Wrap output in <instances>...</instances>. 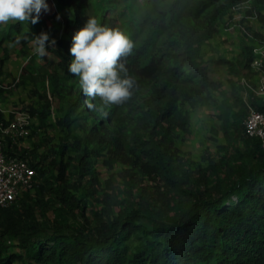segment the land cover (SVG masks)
<instances>
[{"label":"trees","instance_id":"1","mask_svg":"<svg viewBox=\"0 0 264 264\" xmlns=\"http://www.w3.org/2000/svg\"><path fill=\"white\" fill-rule=\"evenodd\" d=\"M52 1L56 12L36 24H0L6 51L29 49L24 37L41 31L55 39L18 84L34 81L39 100L27 109L40 127L58 128L56 142L49 135L24 146L33 123L21 143L5 144L36 174L32 189L0 207V264H264V145L244 124L245 92L264 112V96L242 83L256 85L253 48L230 59L212 45L221 22L248 0ZM90 16L133 44L121 76L135 84L117 105L85 97L67 70L72 36ZM9 56L0 59V77ZM55 103L61 115L53 123ZM209 104L227 141L217 154L208 150L203 164L184 156L176 140L191 132V108ZM101 159L124 167L102 181Z\"/></svg>","mask_w":264,"mask_h":264},{"label":"rangeland","instance_id":"2","mask_svg":"<svg viewBox=\"0 0 264 264\" xmlns=\"http://www.w3.org/2000/svg\"><path fill=\"white\" fill-rule=\"evenodd\" d=\"M49 11L42 12L40 15L48 17L56 12L55 3L48 0ZM243 7H236L231 10V16L223 20L220 24V29L217 37L213 40L212 45L218 53L233 59L239 58L245 45L253 48L256 45V39H264V4L257 5L254 0H248ZM262 13V14H261ZM230 22V23H228ZM233 25L232 28H227ZM244 26L253 36H249L241 29ZM258 34V35H257ZM0 59L5 58L8 53L11 55L3 63V74L0 77V88L6 87L0 94V110L6 116H13L14 112L21 109H26L33 102L39 100L37 92L33 90L34 81H26V85L18 84V81L23 79L22 71L24 67L29 66L32 62L38 66L42 63L39 56L32 53V45L29 49H24L20 45H10L7 51L0 47ZM208 48V47H206ZM0 64L2 62L0 61ZM260 72L250 68L251 78H256ZM228 87V86H227ZM219 100L223 99L222 94H217ZM39 103V102H38ZM40 105V103H39ZM192 113V127L191 132L180 131L177 137V145L181 149L184 156L190 157L196 162H207V151L211 150L213 153L221 151V145L226 143V134L222 127V119L219 116V110L216 105H198L191 108ZM61 115L58 104L52 107L49 116L50 122L56 123V119ZM34 128L36 129L31 138H26L22 144L29 148H34L35 144H40L47 136L54 137L53 142L57 141L58 128L57 127H40L38 116L34 117ZM45 150L44 146L38 148V153ZM217 154V153H216ZM102 181H105L112 173L121 171L123 164L117 163L113 168L105 165L102 159L97 165ZM80 194V193H79ZM89 210H94L97 202L89 199L87 201Z\"/></svg>","mask_w":264,"mask_h":264},{"label":"clouds","instance_id":"3","mask_svg":"<svg viewBox=\"0 0 264 264\" xmlns=\"http://www.w3.org/2000/svg\"><path fill=\"white\" fill-rule=\"evenodd\" d=\"M49 10L47 0H0V24H36L40 14ZM24 39L32 45V53L40 58L47 56L48 48L56 44L45 31ZM69 52L73 58L67 70L85 97L117 105L130 96L135 81L121 76L127 72L121 58L133 52V44L121 31L108 28L90 16L72 36Z\"/></svg>","mask_w":264,"mask_h":264},{"label":"built area","instance_id":"4","mask_svg":"<svg viewBox=\"0 0 264 264\" xmlns=\"http://www.w3.org/2000/svg\"><path fill=\"white\" fill-rule=\"evenodd\" d=\"M232 27L234 26L229 25L227 28ZM241 29L254 38L244 26H241ZM251 64L253 69L260 70L256 75V85L246 77L242 78V83L255 94L264 96V39H256ZM244 94L248 103V112L244 119L246 134L259 137L264 145V112L252 105L248 101V94L246 92ZM5 118L6 121L0 120V207L9 206L26 190L32 189L36 174V169L27 160L5 152L8 140L12 143H21L20 138L31 132L34 116L29 110L21 109L15 111L13 116L5 115Z\"/></svg>","mask_w":264,"mask_h":264}]
</instances>
